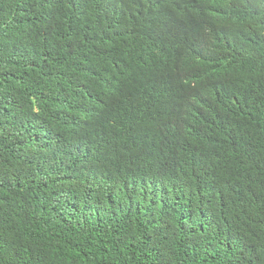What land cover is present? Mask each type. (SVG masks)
<instances>
[{
  "label": "trees",
  "instance_id": "trees-1",
  "mask_svg": "<svg viewBox=\"0 0 264 264\" xmlns=\"http://www.w3.org/2000/svg\"><path fill=\"white\" fill-rule=\"evenodd\" d=\"M0 264H264V0H0Z\"/></svg>",
  "mask_w": 264,
  "mask_h": 264
}]
</instances>
